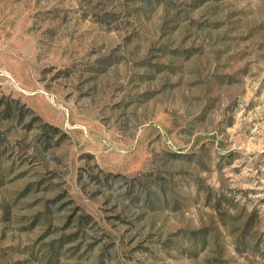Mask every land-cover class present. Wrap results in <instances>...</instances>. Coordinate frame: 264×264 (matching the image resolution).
<instances>
[{
    "label": "rangeland",
    "instance_id": "374dc122",
    "mask_svg": "<svg viewBox=\"0 0 264 264\" xmlns=\"http://www.w3.org/2000/svg\"><path fill=\"white\" fill-rule=\"evenodd\" d=\"M0 264H264V0H0Z\"/></svg>",
    "mask_w": 264,
    "mask_h": 264
}]
</instances>
